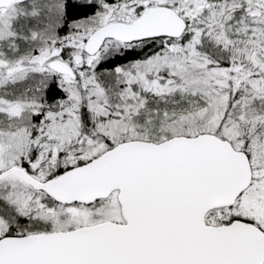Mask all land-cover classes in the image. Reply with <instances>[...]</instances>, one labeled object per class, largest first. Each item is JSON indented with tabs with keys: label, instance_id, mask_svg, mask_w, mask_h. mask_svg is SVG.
Masks as SVG:
<instances>
[{
	"label": "snow or ice",
	"instance_id": "obj_1",
	"mask_svg": "<svg viewBox=\"0 0 264 264\" xmlns=\"http://www.w3.org/2000/svg\"><path fill=\"white\" fill-rule=\"evenodd\" d=\"M0 264H264V0H0Z\"/></svg>",
	"mask_w": 264,
	"mask_h": 264
}]
</instances>
